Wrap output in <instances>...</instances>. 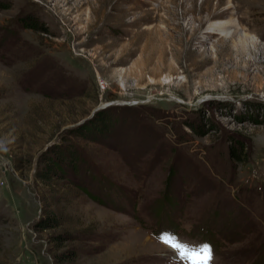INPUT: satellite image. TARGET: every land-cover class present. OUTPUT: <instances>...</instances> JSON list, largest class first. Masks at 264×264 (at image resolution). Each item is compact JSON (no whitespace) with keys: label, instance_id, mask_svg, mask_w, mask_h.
<instances>
[{"label":"rangeland","instance_id":"obj_1","mask_svg":"<svg viewBox=\"0 0 264 264\" xmlns=\"http://www.w3.org/2000/svg\"><path fill=\"white\" fill-rule=\"evenodd\" d=\"M165 231L264 264V0H0V264H187Z\"/></svg>","mask_w":264,"mask_h":264},{"label":"trees","instance_id":"obj_2","mask_svg":"<svg viewBox=\"0 0 264 264\" xmlns=\"http://www.w3.org/2000/svg\"><path fill=\"white\" fill-rule=\"evenodd\" d=\"M25 27H33L34 29L38 30H46V27L43 22H40L38 18L33 17V15L27 16V19L25 20ZM107 109L104 111H101L97 113L91 120L86 121L84 124H81L76 129V133L80 134L82 137H87L90 139H104L107 137L110 132L112 131V126L114 125V122L109 118V116L106 114ZM91 131V132H90ZM95 131V132H92ZM200 134H204L205 130L200 129ZM236 142L232 144L231 149V158L237 159L239 161H244L247 158V151H246V144L242 140H235ZM69 150L70 147L72 148L71 142L65 145ZM66 147H60L58 145H54V148L50 150L48 155L44 156L43 162L45 166L41 169L39 172L40 177L43 178V180L47 184H51L54 177L59 178H65L67 176L65 174L66 168L64 164H69L74 168L73 160L78 161L79 157L76 156L73 152V155L71 157V161H69V158L65 155L64 149H67ZM71 155V154H70ZM71 163V164H70ZM78 172V169H75ZM94 199L99 200L100 202H103L98 196L92 194L91 195ZM58 215L51 211L49 213L48 217H46L45 221L43 222L44 228L51 227L52 225L56 226L59 224V220L57 219ZM58 237H61L60 235ZM68 256V255H67ZM60 262H63L65 260H68L66 256L59 255Z\"/></svg>","mask_w":264,"mask_h":264},{"label":"snow or ice","instance_id":"obj_3","mask_svg":"<svg viewBox=\"0 0 264 264\" xmlns=\"http://www.w3.org/2000/svg\"><path fill=\"white\" fill-rule=\"evenodd\" d=\"M160 239L176 253L179 259L186 261L187 264H211V248L207 244L194 247L167 231L161 233Z\"/></svg>","mask_w":264,"mask_h":264},{"label":"bare ground","instance_id":"obj_4","mask_svg":"<svg viewBox=\"0 0 264 264\" xmlns=\"http://www.w3.org/2000/svg\"><path fill=\"white\" fill-rule=\"evenodd\" d=\"M238 26L239 24L236 22V20L234 19L230 21H226V20H220V21H215L213 22L211 25H210V29L214 32V31H219L223 34H226V35H231V33L233 31H239L238 29ZM240 33V31H239ZM138 232H136L133 236V239H136V241H134L136 244H139V239H138V236H137ZM146 242H154V240L147 236V241ZM145 243V242H144ZM143 243V244H144ZM148 244V243H147Z\"/></svg>","mask_w":264,"mask_h":264}]
</instances>
